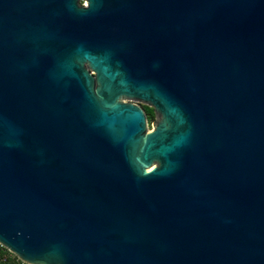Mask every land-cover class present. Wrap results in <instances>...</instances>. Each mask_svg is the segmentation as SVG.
<instances>
[{"label":"water","instance_id":"water-1","mask_svg":"<svg viewBox=\"0 0 264 264\" xmlns=\"http://www.w3.org/2000/svg\"><path fill=\"white\" fill-rule=\"evenodd\" d=\"M0 245L264 264V0H0Z\"/></svg>","mask_w":264,"mask_h":264},{"label":"trees","instance_id":"trees-1","mask_svg":"<svg viewBox=\"0 0 264 264\" xmlns=\"http://www.w3.org/2000/svg\"><path fill=\"white\" fill-rule=\"evenodd\" d=\"M147 115L152 120L154 118L153 109L145 108ZM21 261L12 253H10L6 248L0 246V264H20Z\"/></svg>","mask_w":264,"mask_h":264},{"label":"flooded vegetation","instance_id":"flooded-vegetation-1","mask_svg":"<svg viewBox=\"0 0 264 264\" xmlns=\"http://www.w3.org/2000/svg\"><path fill=\"white\" fill-rule=\"evenodd\" d=\"M82 5H85V1H82ZM139 104V103H138ZM142 106V108L144 109L145 111V108H152L153 109V115H154V118L151 120L150 117L147 115L146 111H145V114H146V117H147V129L150 131L154 128V126L159 122L160 120V116H158L156 114V111L155 109L148 105V104H145V103H141L140 104Z\"/></svg>","mask_w":264,"mask_h":264},{"label":"built area","instance_id":"built-area-1","mask_svg":"<svg viewBox=\"0 0 264 264\" xmlns=\"http://www.w3.org/2000/svg\"><path fill=\"white\" fill-rule=\"evenodd\" d=\"M0 246H1V245H0ZM20 261H21V260H20ZM20 264H26V263H24V262H22V261H21V263H20Z\"/></svg>","mask_w":264,"mask_h":264}]
</instances>
